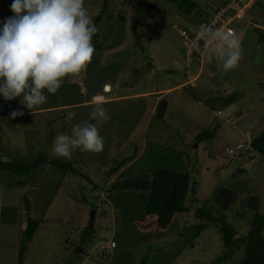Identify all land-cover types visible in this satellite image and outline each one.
I'll return each instance as SVG.
<instances>
[{
	"label": "rangeland",
	"instance_id": "rangeland-1",
	"mask_svg": "<svg viewBox=\"0 0 264 264\" xmlns=\"http://www.w3.org/2000/svg\"><path fill=\"white\" fill-rule=\"evenodd\" d=\"M194 1L198 6L184 13L170 0H85L97 28L87 68L66 76L55 94L45 89L47 102L33 109L46 110L15 117L22 128H13L11 116L0 117V161L49 157L72 163L83 176L46 163L19 184L21 176L0 170V264H241L243 244L225 248L221 224L196 210L217 214L219 202L237 236L247 232L254 212L264 215V158L245 153L254 128L264 127V0H256L257 8L231 23L242 42V59L228 72L209 59L213 42L199 67L191 55L186 60L181 53L180 31L197 33L230 0ZM12 2L0 0V30L13 16ZM108 47L113 50L104 52ZM183 63L188 71L203 67L199 78H192L194 87L185 86ZM105 82L121 98L103 104L111 116L98 125L103 151L77 149L71 159L50 155L58 134L70 135L74 125L86 120L96 123L90 117L91 95L103 91L110 96L103 90ZM169 87L158 94L166 91L161 98L168 100L161 120L157 105L152 110L156 96L142 93ZM233 91L236 99L223 106ZM214 127L212 138L196 141V132ZM238 167L244 170L236 175ZM158 169L187 171L197 183L195 201L189 192L188 210L176 213L166 228L144 213L147 190L106 193L114 181ZM27 218L33 223L29 241L24 236ZM108 242L107 254L102 248Z\"/></svg>",
	"mask_w": 264,
	"mask_h": 264
},
{
	"label": "clouds",
	"instance_id": "clouds-1",
	"mask_svg": "<svg viewBox=\"0 0 264 264\" xmlns=\"http://www.w3.org/2000/svg\"><path fill=\"white\" fill-rule=\"evenodd\" d=\"M10 7L14 15L6 18L0 30V95L5 100L22 97L21 103L32 110L47 102L45 89L55 94L66 76L87 68L95 52L92 38L97 28L85 0H13ZM199 31L214 44L209 47V59L221 62L224 72L235 69L242 59L238 36L206 25ZM103 90L110 91V86L105 84ZM93 104L90 117L96 123L86 120L74 125L70 135L58 134L50 155L71 159L77 149L103 151L98 125L111 116L102 97ZM10 115L24 113L14 110Z\"/></svg>",
	"mask_w": 264,
	"mask_h": 264
},
{
	"label": "trees",
	"instance_id": "trees-1",
	"mask_svg": "<svg viewBox=\"0 0 264 264\" xmlns=\"http://www.w3.org/2000/svg\"><path fill=\"white\" fill-rule=\"evenodd\" d=\"M170 1L176 3L178 8L181 9L184 13H189L192 8L198 6V3H196L194 0ZM145 4L151 9L156 8V4L150 1L145 2ZM259 5L260 4H258V6ZM254 8L257 7L255 6ZM231 23L229 24V26L234 27ZM179 35L182 38V44H184L181 53L184 54L185 59L187 60V57H189L187 54L188 45L185 44L183 36L181 34ZM198 49L202 50L200 45L198 46ZM207 49L203 51L204 53L202 56L198 54L199 51L197 53L196 49H193L194 51L190 53L191 57L196 60L194 61V63L198 67L202 62L201 58L204 59V54ZM202 68L203 67L201 66V68L197 72H193L191 70L188 71V67L185 65V63H183V65L180 66L179 69L185 75V82H187L192 80V78H199ZM185 86L194 87L190 84H187ZM231 94L232 95L230 97L223 99V106H225V104L229 105L233 103V100L236 99L237 92L233 91V93ZM10 114L11 109L9 103L4 99L2 95H0V117L11 116ZM252 127L253 126L249 127V129H252ZM257 128L258 127L254 128V133L258 131L256 135H254V133L252 132L253 136L248 140V149H245V153L248 156H251V154H257L264 158V127L259 130H257ZM215 131V127L205 128L196 133L195 139L197 142H201L208 138H212L215 135ZM242 134L243 132H241V135ZM248 150L253 153H249ZM46 163L50 164L54 169L63 171V173H72L83 176L72 163L64 160L50 159L49 157L43 156L34 158L30 163L3 160L0 161V170L15 172L16 174H18V176H21V179H18L16 182L19 184H25L26 178H23V176L29 174L33 169L38 168L39 165ZM243 170V168L238 167L236 168L234 174L238 175L242 173ZM196 184L197 183L195 180H191V176L187 171L158 169L152 171L150 174H141L131 178L123 177L120 180L114 181L110 185V187L106 189V193L108 197L115 190H147L148 196L144 205V213L146 215H153L158 227L166 228L170 224L172 218L176 213H182L188 210L186 201L188 200L189 192L193 196V201H195L193 188L196 186ZM229 191L231 192L233 190L229 189ZM217 201L218 200H216V202ZM226 202H224V204ZM218 204L222 207L219 202ZM219 206L216 205L217 214H213L211 212V210L213 209H210L209 211H203L202 209L197 208L196 212L204 216V218L209 222L213 221L215 223L221 224L220 236L225 248L229 249L231 247H236L239 243L243 244L244 256L241 260V264H264V215L258 212H254L253 218L250 221V227L247 232L237 236L236 229L234 228V226L230 225L228 221H226V216L223 214L222 209ZM91 208L93 209L94 207ZM32 224V219L27 218V223L24 230L26 241H29L32 238ZM22 251L23 249H20L18 262L22 261Z\"/></svg>",
	"mask_w": 264,
	"mask_h": 264
},
{
	"label": "built area",
	"instance_id": "built-area-1",
	"mask_svg": "<svg viewBox=\"0 0 264 264\" xmlns=\"http://www.w3.org/2000/svg\"><path fill=\"white\" fill-rule=\"evenodd\" d=\"M255 2L256 0H247L245 3L241 2L240 0H230L227 4L219 7L215 13L210 15L202 25L234 32V30L230 28L229 24L233 22L234 19L241 18L243 15H246L245 12H247V10L254 8L255 5L253 4ZM228 10L230 12H227ZM180 32V34L184 38L185 44L188 45V56H190V53L194 51L193 49H196L197 53L199 51L198 54L202 56L204 53L203 51L207 49L212 42L210 40H207L206 38H203L199 30L197 33H194L193 31L191 34L187 33L186 31ZM197 42L202 50H199L198 47L195 46ZM192 80L185 82L186 85H193ZM110 244L111 242H108L107 246H103L102 248V250L107 254L110 251Z\"/></svg>",
	"mask_w": 264,
	"mask_h": 264
},
{
	"label": "crops",
	"instance_id": "crops-1",
	"mask_svg": "<svg viewBox=\"0 0 264 264\" xmlns=\"http://www.w3.org/2000/svg\"><path fill=\"white\" fill-rule=\"evenodd\" d=\"M253 8H251V9H249V10H247V12H250V10H252ZM252 12V11H251ZM109 50H113V47L111 48V47H108V48H104V52L105 51H109ZM104 84H106V82L104 83ZM169 89H172V87H169V88H166V89H163V88H160V89H157V90H151V91H146V92H144V93H142V94H144V96H148V94H150L151 96H156V99L154 100V107H152V110L155 108V106L158 104V100H160V98H161V96L166 92V91H168ZM164 90H166L165 92H163L162 93V95H158L160 92H162V91H164ZM81 91H82V89H81ZM103 92V91H102ZM102 92H97V91H94L93 93H92V95H91V101L92 100H94V99H96V98H100V97H102L103 99H104V102H110L112 99H115V98H117L118 97V99H120L121 97H119L118 95V93H117V91L116 90H113L112 89V87H111V85H110V91H108V92H106V93H112L110 96H106V95H104ZM155 92H157V93H155ZM146 94V95H145ZM123 97V96H122ZM21 98H15V99H12L11 101H9L8 103H9V106H10V109H11V112L12 111H14V110H20V111H23V113L24 114H29V115H34V114H36V113H39V112H41V111H43V110H46V108H39V109H32V110H30V109H21L20 108V103H21V100H20ZM10 102H13V103H11V105H10ZM84 102H87V101H84ZM67 106H69V105H67ZM13 107L15 108L14 110H13ZM164 116V115H163ZM19 117V116H18ZM15 119V125H14V127L13 128H22V126H24V125H22L21 123H17V121H16V118H14ZM25 118H22V120H24ZM20 121H21V119H20ZM19 122V121H18ZM197 133V132H196ZM196 135V134H195ZM58 174H60V173H58V172H55L53 175L54 176H58ZM146 202V201H145ZM32 239V238H31ZM30 239V240H31ZM65 247H69L68 246V244H66V245H64ZM106 246V245H105Z\"/></svg>",
	"mask_w": 264,
	"mask_h": 264
},
{
	"label": "water",
	"instance_id": "water-1",
	"mask_svg": "<svg viewBox=\"0 0 264 264\" xmlns=\"http://www.w3.org/2000/svg\"><path fill=\"white\" fill-rule=\"evenodd\" d=\"M107 85V84H106ZM168 106V100L167 98L163 97L159 100L157 107H156V118L163 119V115L167 109ZM95 214V211L92 210L91 212V220L93 221V216Z\"/></svg>",
	"mask_w": 264,
	"mask_h": 264
}]
</instances>
